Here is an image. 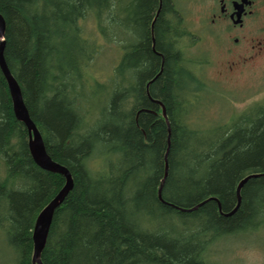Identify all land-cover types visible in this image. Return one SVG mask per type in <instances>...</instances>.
Returning a JSON list of instances; mask_svg holds the SVG:
<instances>
[{"label": "trees", "instance_id": "1", "mask_svg": "<svg viewBox=\"0 0 264 264\" xmlns=\"http://www.w3.org/2000/svg\"><path fill=\"white\" fill-rule=\"evenodd\" d=\"M0 14L30 117L74 180L44 264H211L214 243L264 229V101L225 123L192 121L204 60L189 54L176 0H0ZM108 44L120 55L101 80ZM65 182L34 162L0 68V230L15 264H33L36 218Z\"/></svg>", "mask_w": 264, "mask_h": 264}, {"label": "rangeland", "instance_id": "2", "mask_svg": "<svg viewBox=\"0 0 264 264\" xmlns=\"http://www.w3.org/2000/svg\"><path fill=\"white\" fill-rule=\"evenodd\" d=\"M177 6L184 13L185 21L199 36L195 45L188 48L193 57L204 60L200 78L204 89L197 92L196 105L192 121L199 127H209L229 121L233 115L240 114L258 102L264 101V56L252 66L234 74H223L224 65L229 57L225 49L227 39L218 33V28L211 30L206 20L207 8L203 0H176ZM124 3V2H121ZM121 11V9H120ZM264 24V11L256 15L255 21ZM87 33L94 32V22L88 19L84 23ZM119 35L123 33L117 28ZM123 35V34H122ZM126 36V35H125ZM104 46L96 59V75L107 80L112 74V67L118 62L119 47ZM113 46V47H111ZM108 47V48H107ZM85 88L89 104L98 107L101 96L99 91ZM103 101V99H102ZM211 264H264V229L256 232H241L220 240L209 252ZM0 264H15L3 232L0 230Z\"/></svg>", "mask_w": 264, "mask_h": 264}, {"label": "flooded vegetation", "instance_id": "3", "mask_svg": "<svg viewBox=\"0 0 264 264\" xmlns=\"http://www.w3.org/2000/svg\"><path fill=\"white\" fill-rule=\"evenodd\" d=\"M203 2L207 8L206 20L209 21L207 25L211 30L218 28V33L223 35L229 44L225 49L226 54L234 58L226 61L221 75L243 71L264 56V24L254 22L256 15L264 11V0H203ZM189 25L186 21L185 26L189 34L184 37V41L188 48L195 45L196 38L199 37ZM148 87L149 84L146 85V91L150 97Z\"/></svg>", "mask_w": 264, "mask_h": 264}, {"label": "water", "instance_id": "4", "mask_svg": "<svg viewBox=\"0 0 264 264\" xmlns=\"http://www.w3.org/2000/svg\"><path fill=\"white\" fill-rule=\"evenodd\" d=\"M161 7V6H160ZM160 10V9H159ZM159 13V11H158ZM241 10L238 12V16L240 17ZM238 22V20H237ZM5 20L3 16L0 14V68L7 80L9 91L13 101V109L16 118L23 122L29 132V149L32 155L34 162L42 169L46 171H50L53 173L61 174L65 177L66 182L62 189L57 193V195L42 209V211L38 214L34 228H33V241H34V252H33V264H44L41 259L42 252L46 246L50 228L54 219V215L56 210L61 206V204L65 201L68 194L71 192L74 186V180L69 169L55 160L49 155L46 145L44 143L43 137L37 128L34 121L31 119L29 110L25 104L23 93L18 81L15 79L13 74L11 73L8 64L5 59L4 51H5ZM161 103V102H160ZM162 105V104H161ZM162 114L166 121L167 113L166 108L162 105ZM167 155L166 153V173L165 178L168 173V163H167ZM257 176V174L250 175L244 178L238 185L237 194H238V204L237 207L231 213L227 214V216L232 215L240 205V191L243 185L247 182V180L251 177ZM165 178L162 181L160 187V196L163 187V183ZM199 205L193 207L190 210H195Z\"/></svg>", "mask_w": 264, "mask_h": 264}]
</instances>
